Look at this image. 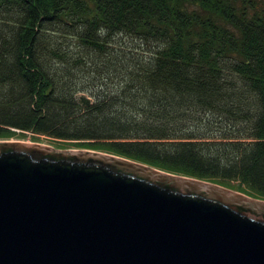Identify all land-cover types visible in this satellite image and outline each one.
<instances>
[{
	"label": "trees",
	"instance_id": "trees-1",
	"mask_svg": "<svg viewBox=\"0 0 264 264\" xmlns=\"http://www.w3.org/2000/svg\"><path fill=\"white\" fill-rule=\"evenodd\" d=\"M17 134L264 201V0H0Z\"/></svg>",
	"mask_w": 264,
	"mask_h": 264
},
{
	"label": "water",
	"instance_id": "water-1",
	"mask_svg": "<svg viewBox=\"0 0 264 264\" xmlns=\"http://www.w3.org/2000/svg\"><path fill=\"white\" fill-rule=\"evenodd\" d=\"M0 264H264V201L105 153L1 140Z\"/></svg>",
	"mask_w": 264,
	"mask_h": 264
},
{
	"label": "rangeland",
	"instance_id": "rangeland-1",
	"mask_svg": "<svg viewBox=\"0 0 264 264\" xmlns=\"http://www.w3.org/2000/svg\"><path fill=\"white\" fill-rule=\"evenodd\" d=\"M32 140H35V143L41 144V145H48L53 147L55 150H79V148H76L74 144L67 143L64 141H56L54 139L37 136L34 138H31L29 134H27L25 137L21 136L20 134L15 135L12 139L2 140V141H19V142H34ZM1 141V140H0Z\"/></svg>",
	"mask_w": 264,
	"mask_h": 264
}]
</instances>
